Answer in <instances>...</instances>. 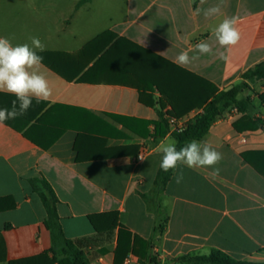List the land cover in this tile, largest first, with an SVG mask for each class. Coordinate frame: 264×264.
<instances>
[{"label":"crops","instance_id":"0c3cea01","mask_svg":"<svg viewBox=\"0 0 264 264\" xmlns=\"http://www.w3.org/2000/svg\"><path fill=\"white\" fill-rule=\"evenodd\" d=\"M34 1L0 0V37L13 45L47 38ZM86 3L78 1L74 10ZM218 4L221 14L194 15L198 7ZM225 16L239 18L241 39L230 49L222 48L213 34ZM109 21L107 29L77 49L38 52L61 60L59 72L44 62L39 68L52 96L40 103L34 99L24 115L0 124V264L39 256L53 247L44 226L45 208L31 183L43 179L58 199L63 235L85 253L88 264H181L176 260L183 256L208 255L214 249L235 260L264 264V178L241 158L243 152L264 151V104L258 97L264 93V79L247 82L249 89L238 95L250 97L245 114L262 120V128L238 133L232 124L240 114L235 109L225 113L197 139L222 153L215 166L218 174L213 168L180 165L158 193L154 180L162 158L159 149L162 143H175L173 130L169 126L163 138L151 136L152 122L159 121L158 106L142 102L149 93L144 96L132 84L116 82L117 62L110 54L116 36L177 65L180 51L204 40L213 54L200 55L181 68L218 91L229 89L242 84V73L264 60V0H125L121 14ZM151 94L157 101L159 94ZM14 99L0 92V108H10ZM167 110L169 106L163 112ZM199 112L192 110L179 124ZM118 117L150 122L149 135L135 134ZM127 123L144 132L141 125ZM78 130L86 133L76 151ZM107 149L119 154L94 158ZM143 149L144 158L135 161ZM78 155L84 160L78 162ZM180 171L183 181L177 184ZM107 213L116 214V225L114 216L96 218L95 226L90 221Z\"/></svg>","mask_w":264,"mask_h":264},{"label":"trees","instance_id":"16d2710c","mask_svg":"<svg viewBox=\"0 0 264 264\" xmlns=\"http://www.w3.org/2000/svg\"><path fill=\"white\" fill-rule=\"evenodd\" d=\"M87 2L88 0H83ZM107 34L100 36L98 42H103ZM111 44L115 48H111V57L117 62L115 80L116 82H127L135 86L140 94H148V100L142 102L149 107H156L159 118L158 122H152L154 132L151 136L154 139L163 138L169 131L168 120L165 118L167 114L174 119H181L192 110L198 109L200 112L194 117L188 119L181 130H173L171 137L175 140L179 149L192 139H199L208 133L212 124L225 113L236 110L240 114V118L233 122V129L240 133L244 131H254L261 129L263 121L258 118H252L245 114L250 105V97L238 99V95L242 88L249 89L247 82L259 81L264 79V60L255 64L242 73L241 78L244 81L240 85H234L226 90L218 91L217 88L207 80L175 65L174 63L154 54L153 52L141 48L135 43L124 38L112 36ZM43 56V62L50 68L59 72L61 60L53 53H38ZM103 60V59H102ZM152 92H157L159 98L155 101L152 98ZM264 104V93L258 95ZM169 106V110L163 112L164 108ZM121 125L131 130L137 135L146 137L149 135L147 126L148 121L136 120L130 118H115ZM127 120L135 122L144 128L141 132L137 128L127 123ZM66 129V128H64ZM78 138L74 148L79 151L78 144L80 139L86 132L78 130ZM28 135L29 133H25ZM123 137L122 134H118ZM107 153L96 156V159H105L112 154L111 150ZM241 158L249 164L256 172L264 178V151H247L241 153ZM76 160L83 161L84 158L77 156ZM174 170L164 172L160 166L154 180L156 191L162 192L168 181L170 180ZM34 191L39 195L46 211L44 226L51 234L53 247L43 254L31 258L15 260L9 264H88L85 253L80 250L77 244L65 238L63 235L60 218L57 213L58 199L52 187L46 180L31 181ZM145 198V196L141 195ZM103 216H114L113 225L117 223L115 213H107L103 215H95L90 217V221L95 226V219ZM162 231V226L159 228ZM123 232V228L121 230ZM50 253V255H49ZM58 255H63L61 259H57ZM176 261L185 264H258L248 261L235 260L229 255L219 250H212L208 255L183 256Z\"/></svg>","mask_w":264,"mask_h":264},{"label":"clouds","instance_id":"9594fccd","mask_svg":"<svg viewBox=\"0 0 264 264\" xmlns=\"http://www.w3.org/2000/svg\"><path fill=\"white\" fill-rule=\"evenodd\" d=\"M205 0H201L204 3ZM222 3V0H221ZM203 14L205 17L221 14V5L207 9L196 8L194 15ZM237 16L227 17L213 29L216 42L224 49L236 46L241 33L238 28ZM45 45L38 37L31 38V44L13 45L6 37H0V92L15 97L10 108H0V124L7 120L24 115L33 104L48 101L53 94L48 79L39 71L42 66ZM190 51L193 53L190 55ZM213 54L212 46L204 40L192 46L190 50L180 51L175 59L177 66L184 67L192 64L200 55ZM221 60L227 61L224 53L219 54ZM162 153L160 168L164 172L176 170L180 165L188 168H213V174H218L215 166L221 161L222 153L205 141L192 139L179 149L176 143H162L159 149ZM176 183L183 181V172H177Z\"/></svg>","mask_w":264,"mask_h":264},{"label":"rangeland","instance_id":"374dc122","mask_svg":"<svg viewBox=\"0 0 264 264\" xmlns=\"http://www.w3.org/2000/svg\"><path fill=\"white\" fill-rule=\"evenodd\" d=\"M80 0H35L36 17L44 20L45 48L77 49L108 28L110 19L121 14L125 0H88L79 11ZM72 17L67 27V20ZM185 264V263H181Z\"/></svg>","mask_w":264,"mask_h":264},{"label":"built area","instance_id":"2783aa9c","mask_svg":"<svg viewBox=\"0 0 264 264\" xmlns=\"http://www.w3.org/2000/svg\"><path fill=\"white\" fill-rule=\"evenodd\" d=\"M167 120H168V124H169V126H170V128H171L172 130H177V129L181 130V128H182L183 125H184V123H180V124H179L180 120H177V119H174V118H171V117H168ZM145 154H146V150L143 149V150L137 155L135 161H141V160L144 158Z\"/></svg>","mask_w":264,"mask_h":264}]
</instances>
